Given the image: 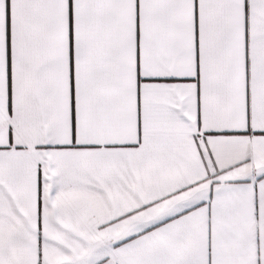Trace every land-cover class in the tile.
<instances>
[{
	"label": "snow or ice",
	"instance_id": "obj_1",
	"mask_svg": "<svg viewBox=\"0 0 264 264\" xmlns=\"http://www.w3.org/2000/svg\"><path fill=\"white\" fill-rule=\"evenodd\" d=\"M0 264H264V0H0Z\"/></svg>",
	"mask_w": 264,
	"mask_h": 264
}]
</instances>
